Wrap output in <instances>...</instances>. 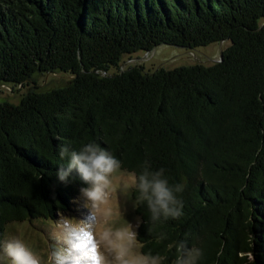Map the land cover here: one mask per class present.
Masks as SVG:
<instances>
[{"label": "trees", "instance_id": "16d2710c", "mask_svg": "<svg viewBox=\"0 0 264 264\" xmlns=\"http://www.w3.org/2000/svg\"><path fill=\"white\" fill-rule=\"evenodd\" d=\"M224 43L211 66L121 69L163 45ZM54 73L73 80L0 103V237L70 210L86 185L58 180L57 146L94 141L130 174L148 159L184 185L179 219L135 209L143 251L172 264L167 245L184 241L199 264H264V0H0V87Z\"/></svg>", "mask_w": 264, "mask_h": 264}, {"label": "clouds", "instance_id": "9594fccd", "mask_svg": "<svg viewBox=\"0 0 264 264\" xmlns=\"http://www.w3.org/2000/svg\"><path fill=\"white\" fill-rule=\"evenodd\" d=\"M62 165L57 178L69 183L78 175L83 185L76 201L86 211L85 218L59 213L52 222L46 255H40L26 241L17 227L16 235L0 237V264H165L169 258L159 253L143 251L145 245L139 236L143 223L127 219V200L133 192V209L146 206L153 223L179 219L184 215L181 193L184 185L169 182L166 169L153 170L145 159L139 172L128 174L123 161L109 149L96 142L83 144L78 150L67 144L57 146ZM167 239L161 233L157 240ZM175 249L172 264H199L203 251L184 241L167 245Z\"/></svg>", "mask_w": 264, "mask_h": 264}, {"label": "rangeland", "instance_id": "374dc122", "mask_svg": "<svg viewBox=\"0 0 264 264\" xmlns=\"http://www.w3.org/2000/svg\"><path fill=\"white\" fill-rule=\"evenodd\" d=\"M228 45V43L214 44L194 51L163 45L156 48L152 53L136 54L132 56L133 59H129L130 57H124L121 69L124 70L130 65H138L142 66L146 71L153 72L160 68L171 70L182 66H211L219 62L221 51L226 49ZM72 80L73 77L71 75L61 73L36 75L34 77L36 85H31L30 87L27 86L25 88H11L8 86L0 87V103L19 105L23 97L32 89H36L38 92H47L53 89L64 88L68 86ZM128 174L131 175L130 173ZM125 200H127V219L135 223L136 218L139 216L136 214L135 209H133L132 199L127 197L122 198V202ZM75 201L76 200L72 201L70 210L63 214L76 218H85L86 211ZM58 218L59 216L57 215L55 220H36L25 223H12L8 225L6 229L5 238L16 235L15 228L18 227L33 250L40 255H46L50 243V228L52 222L58 220Z\"/></svg>", "mask_w": 264, "mask_h": 264}, {"label": "water", "instance_id": "95a60500", "mask_svg": "<svg viewBox=\"0 0 264 264\" xmlns=\"http://www.w3.org/2000/svg\"><path fill=\"white\" fill-rule=\"evenodd\" d=\"M221 56V55H220Z\"/></svg>", "mask_w": 264, "mask_h": 264}]
</instances>
